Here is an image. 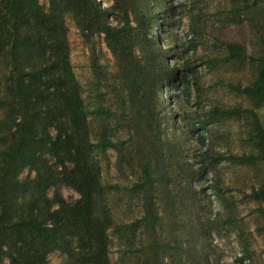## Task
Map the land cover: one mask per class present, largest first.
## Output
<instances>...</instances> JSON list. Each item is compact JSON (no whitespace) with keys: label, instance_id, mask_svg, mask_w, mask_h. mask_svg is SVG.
<instances>
[{"label":"trees","instance_id":"16d2710c","mask_svg":"<svg viewBox=\"0 0 264 264\" xmlns=\"http://www.w3.org/2000/svg\"><path fill=\"white\" fill-rule=\"evenodd\" d=\"M260 1L264 2L252 0L248 5ZM167 4L166 0H114L113 6L103 7L99 0H52V11L47 12L40 0H0V58L11 67L7 95L0 99L6 118L0 129L8 128L11 121L2 138L7 145L0 152V264L5 259L9 264H51L50 254L55 251L63 256L58 264H111L108 231L114 221L99 156L108 148H119L115 136L124 122L116 119L119 126L114 128L105 117L107 107L100 105L91 111L97 123L92 127L71 60L66 14H73L88 39L103 33L116 58L115 96L125 115H131L128 127L141 148L147 186L157 179L150 170V154L156 162H164L159 156L165 146L160 139L164 104L160 95L182 86L191 96L187 73L181 79L172 70V50L163 45L168 36L163 23ZM115 10L121 15L116 25L108 21ZM225 44L228 54L214 60L249 58L257 64L251 84L230 85L249 98L252 107H217L205 114L212 118L203 115L195 128L207 130L210 122L224 117L249 118L252 149L220 158L255 165L264 161V122L258 111L264 108V53L248 55L237 42ZM92 68L100 72V63L95 61ZM102 74L97 84L103 82ZM171 94L176 96L172 90ZM199 139L205 143L206 135L200 133ZM61 182L80 197L67 201L59 192L50 197L49 190ZM248 196L264 201V180ZM259 209L264 214V207ZM123 228L115 226L119 232Z\"/></svg>","mask_w":264,"mask_h":264},{"label":"rangeland","instance_id":"374dc122","mask_svg":"<svg viewBox=\"0 0 264 264\" xmlns=\"http://www.w3.org/2000/svg\"><path fill=\"white\" fill-rule=\"evenodd\" d=\"M99 1L103 7L114 5V0ZM166 1L169 12L163 23L168 36L163 45L172 50V70L181 79L187 73L191 96L182 86L171 87L176 96L170 88L160 95L164 100L160 139L165 146L159 156L164 162H156L150 154V170L157 179L147 186L142 179L141 148L128 127L131 115H125L115 96L116 58L103 33L88 39L73 14H66L71 60L92 127L97 123L91 111L100 105L107 107L105 117L114 128L116 119L124 122L115 136L119 148H108L99 156L101 181L108 187L105 199L114 221L108 231L111 264H264V214L259 209L264 201L248 196L264 180V161L248 165L220 158L252 149L251 120L224 117L210 122L207 130L195 128L203 115L212 118L205 114L217 107H252L249 98L230 85L251 84L257 64L249 58L214 59L228 54L226 42L241 44L248 55L264 53V2L250 7L252 0ZM40 3L45 11H52V0ZM108 21L118 24L119 11H113ZM154 29L158 31L157 25ZM95 61L103 71V82L98 84L100 72L92 68ZM10 70L0 58V99L7 95ZM258 111L264 122V108ZM5 119L0 108V121ZM8 124L0 129V152L7 145L2 138L10 131L11 121ZM200 133L206 135L205 143ZM55 192L67 201L80 197L64 182L51 188L49 196ZM116 225L124 226L122 232L115 230ZM62 259L59 251L50 254L51 264Z\"/></svg>","mask_w":264,"mask_h":264}]
</instances>
